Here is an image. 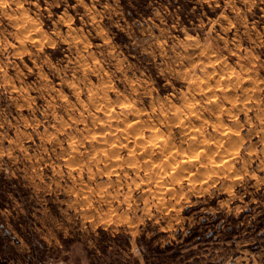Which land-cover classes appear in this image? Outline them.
<instances>
[{"label": "rangeland", "instance_id": "obj_1", "mask_svg": "<svg viewBox=\"0 0 264 264\" xmlns=\"http://www.w3.org/2000/svg\"><path fill=\"white\" fill-rule=\"evenodd\" d=\"M0 3V264H264V0Z\"/></svg>", "mask_w": 264, "mask_h": 264}, {"label": "bare ground", "instance_id": "obj_2", "mask_svg": "<svg viewBox=\"0 0 264 264\" xmlns=\"http://www.w3.org/2000/svg\"><path fill=\"white\" fill-rule=\"evenodd\" d=\"M0 4H1V3H0ZM25 13H26V12H25ZM23 14H24V13H23ZM22 17H23V16H22ZM29 17H30V16H29ZM23 19H24V18H23ZM24 20H25V19H24ZM16 21H17V20H16ZM33 21H34V20H33ZM21 23H22V22H21ZM23 23H24V22H23ZM23 23H22V24H23ZM36 23H37V22H36ZM23 25H24V24H23ZM31 25H32V23H31ZM35 25H36V24H35ZM32 26H33V25H32ZM28 28H29V27H28ZM35 28H36V27H35ZM31 29H32V28H31ZM27 30H28V29H27ZM33 30H35V29H33ZM41 31H42V30H41ZM41 31H40V32H41ZM44 31H45V30H44ZM44 31L42 32L43 34H44ZM18 33H19V32H18ZM18 33H17V34H18ZM24 33H25V32H24ZM28 33H29V32H28ZM30 34H31V33H30ZM43 34H42V35H43ZM23 35H24V34H23ZM42 35H41V36H42ZM21 36H22V35H21ZM41 36H40V37H41ZM48 36H49V35H48ZM48 38H49V37H48ZM28 39H29V38H28ZM33 39H34V38H33ZM75 39H77V38H75ZM71 40H72V39H71ZM190 40H191V39H190ZM21 42H22V41H21ZM23 42H24V41H23ZM38 44L40 45V43H38ZM34 45H36V44H34ZM15 46H16V45H15ZM24 47H25V46H24ZM36 47H37V46H36ZM23 51H24V50H23ZM23 51H22V52H23ZM17 53H18V52H17ZM66 56H68V55H66ZM214 59H216V58H214ZM68 61H69V60H68ZM205 62H206V61H205ZM222 63H223V61H222ZM204 65H205V64H204ZM222 65H223V64H222ZM239 65H240V64H239ZM228 67H229V66H228ZM230 67H231V66H230ZM202 68H204V67H202ZM219 70H220V69H219ZM228 70H229V68H228ZM201 71H202V70H201ZM239 71H240V70H239ZM214 72H215V71H214ZM228 72H229V71H228ZM212 74H213V73H212ZM237 74H238V73H237ZM210 75H211V74H210ZM215 76H216V75H215ZM192 78H193V77H192ZM192 78H191V79H192ZM226 78H227V77H226ZM184 79H185V78H184ZM228 79H229V78H228ZM228 79H225V80H228ZM255 79H256V78H255ZM235 81H236V80H235ZM258 81H259V80H258ZM218 82H219V81H218ZM251 82H252V81H251ZM233 83H234V82H233ZM235 83H236V82H235ZM103 84H104V82H103ZM216 85H217V84H216ZM210 86H211V85H210ZM220 86H221V84H220ZM189 87H190V86H189ZM189 87H188V88H189ZM205 87H206V86H205ZM214 87H216V86H214ZM224 87H225V86H224ZM227 87H229V86H227ZM254 88H255V87H254ZM254 88H253V89H254ZM17 89H18V88H17ZM189 89H190V88H189ZM205 89H206V88H204V92H205ZM245 89H246V88H245ZM243 90H244V89H243ZM113 91H114V89H113ZM231 91H232V90H231ZM190 92H191V91H190ZM218 92H219V91H218ZM199 93H200V91H199ZM236 93H237V92H236ZM223 94H224V93H223ZM227 94H228V92H227ZM190 96H191V95H190ZM230 96H231V95H230ZM234 96H235V94H234ZM237 96H238V95H237ZM126 97H127V96H126ZM230 98H231V97H230ZM247 98H248V97H247ZM93 99H94V98H93ZM127 99H128V98H127ZM188 99H189V98H188ZM91 100H92V99H91ZM244 100H245V98H244ZM95 101H96V100H95ZM190 101H191V100H190ZM190 101H189V102H190ZM238 101H239V100H238ZM240 101H241V100H240ZM127 102H128V101H127ZM185 102H188V101H185ZM242 102H243V101H242ZM93 103H94V102H93ZM191 103H192V101L190 102V104H191ZM91 104H92V103H91ZM190 104H189V105H190ZM206 104H207V103H206ZM106 105H107V104H106ZM121 105H122V106H121L122 111H123V110H126V108H127L126 104H121ZM192 105H193V104H192ZM221 105H222V104H221ZM223 105H224V104H223ZM226 105H227V104H226ZM94 106H95V105H94ZM97 106H98V105H97ZM97 106H95V107H97ZM104 106H105V105H104ZM128 106H129V105H128ZM134 106H135V105H134ZM134 106H133V107H134ZM170 106H171V105H170ZM231 106H232V105H231ZM231 106H230V107H231ZM100 107H101V106H100ZM109 107H110V106H108V108H109ZM172 107H173V106H172ZM222 107H223V106H222ZM98 108H99V107H98ZM185 108H187V107H185ZM217 108H218V107H217ZM109 109H110V108H109ZM161 111H162V110H161ZM169 111L171 112V110H169ZM191 111H192V110H191ZM214 111H215V110H214ZM107 112H109V111H107ZM148 112H149V111H148ZM162 112H163V111H162ZM105 113H106V112H105ZM186 113H187V112H186ZM191 113H192V112H191ZM207 113H208V112H207ZM135 114H136V113H135ZM143 114H144V113H143ZM153 114H154V112H153ZM187 114H188V113H187ZM125 115H127V114H125ZM131 115H132V114H131ZM147 115H148V114H147ZM193 115H194V114H193ZM134 116H135V115H134ZM146 117H147V116H146ZM149 117H150V116H149ZM159 117H160V116H159ZM162 117H163V116H162ZM177 117H178V116H177ZM215 117H216V116H215ZM132 118L134 119V117H132ZM136 118H137V116H136ZM165 118H166V117H165ZM165 118H164V119H165ZM130 119H131V118H130ZM130 119L128 118V121L133 120V119H131V120H130ZM140 119H141V118H140ZM169 119H170V118H169ZM135 120H136V119H134L133 121H135ZM62 121H63V120H62ZM101 121H102V120H101ZM138 121H140V120H138ZM142 121H143V120H142ZM153 121H154V120H153ZM171 121H172V120H171ZM102 122H103V121H102ZM131 122H132V121H131ZM168 122H169V121H168ZM139 123H140V122H139ZM139 123L137 122V126H138ZM106 124H107V123H106ZM135 124H136V123H135ZM167 124H168V123H167ZM116 125H118V124H116ZM185 125H186V124H185ZM220 125H221V124H220ZM134 126L136 127V125H134ZM156 126H157V125H156ZM187 126H188V125H187ZM223 126H225V125H223ZM135 127H133V128H135ZM149 127H150V126H149ZM165 127H166V126H165ZM215 127H216V126H215ZM89 128H90V127H89ZM104 128H105V127H104ZM104 128H103V129H104ZM131 128H132V127H131ZM138 128H139V127H138ZM188 128H191V127L189 126ZM213 128H214V127H213ZM220 128H221V126H220ZM235 128H236V127H235ZM135 129H137V128H135ZM189 130H190V129H189ZM223 130H224V129H223ZM107 131H108V130H107ZM126 131H127V130H126ZM131 131H132V130H131ZM131 131H130V132H131ZM133 131H134V130H133ZM186 131H187V130H186ZM226 131H227V130H226ZM226 131H224V132H226ZM128 132H129V131H128ZM128 132H127V134H128ZM141 132H142V131H141ZM82 133H83V132H82ZM123 133H124V132H123ZM136 133H137V132H136ZM139 133H140V132H139ZM186 133H187V132H186ZM221 133H223V132H221ZM238 133H239V132H238ZM101 134H102V133H101ZM101 134H100V136H101ZM188 134H189V133H188ZM91 135H92V134H91ZM134 135H136V134H134ZM150 136H151V135H150ZM155 136H157V135H155ZM118 137H119V136H118ZM131 137H132V136H131ZM136 137H137V136H136ZM185 137H186V136H185ZM76 138H77V137H76ZM122 138H124V137H122ZM162 138H163V137H162ZM95 139H96V138H95ZM138 139H139V138H138ZM209 139H210V138H209ZM231 139H233V138H231ZM231 139H229V140H231ZM113 140H114V139H113ZM127 140H128V139H127ZM129 140H130V139H129ZM131 140H132V139H131ZM149 140H151V139H149ZM165 140H166V139H165ZM234 140H235V139H234ZM140 141H141V139H140ZM210 141H212V140L210 139ZM222 141H223V140H222ZM237 141H238V140H237ZM237 141H236V142H237ZM114 142H115V141H114ZM114 142L112 141V143H114ZM116 142H117V141H116ZM205 142H206V141H205ZM231 142H232V140H231ZM234 142H235V141H234ZM236 142H235V143H236ZM122 143H123V142H122ZM126 143H127V142H126ZM138 143H139V141H138ZM140 143H141V142H140ZM217 143H218V142H217ZM232 143H233V142H232ZM232 143H231V144H232ZM194 144H195V143H194ZM210 144H211V143H210ZM225 144H226V143H225ZM179 145H180V144H179ZM216 145H217V144H216ZM221 145H222V144H221ZM223 145H224V144H223ZM226 145H227V144H226ZM70 146H71V145H70ZM139 146H140V145H139ZM164 146H165V145H164ZM174 146H175V145H174ZM182 146H183V145H182ZM106 147H107V146H106ZM117 147H118V146H117ZM133 147H134V146H133ZM133 147H132V149H133ZM161 147H162V144H161ZM161 147H160V148H161ZM216 147H218V145H217ZM115 148H116V147H114V150H115ZM135 148H136V147H135ZM140 148H141V147H140ZM158 148H159V147H158ZM164 148H165V147H164ZM168 148H169V147H168ZM180 148H181V147H180ZM184 148H185V147H184ZM197 148H198V147H197ZM172 149H173V148H172ZM175 149H176V148H175ZM181 149H182V148H181ZM195 149H196V148H195ZM135 150H136V149H135ZM190 150H191V149H190ZM203 150H204V149H203ZM218 150H219V149H218ZM230 150H231V149H230ZM94 152H95V151H94ZM103 152H104V151H103ZM110 152H111V151H110ZM71 153H72V152H71ZM111 153H113V152H111ZM111 153H109V154L111 155ZM129 153H130V152H129ZM131 153H132V152H131ZM163 153H164V151H163ZM174 153H175V152H174ZM183 153H184V152H183ZM223 153H224V152H223ZM233 153H234V151H233ZM105 154H107V152H106ZM116 154H117V153H116ZM116 154H115V155H116ZM150 154H151V153H150ZM165 154H166V153H165ZM165 154H164V155H165ZM170 154H172V153H170ZM178 154H179V153H178ZM219 154H220V153H219ZM234 154H235V153H234ZM112 155H113V154H112ZM130 155H131V154H130ZM159 155H160V154H159ZM174 155H175V154H174ZM174 155H173V156H174ZM202 155H203V154H202ZM222 155H223V154H222ZM231 155H232V154H231ZM108 156H109V155H108ZM108 156H106V157H108ZM118 156H119V155H118ZM162 156H163V155H162ZM166 156H167V155H166ZM229 156H230V155H229ZM88 157H89V156H88ZM113 157H114V156H113ZM113 157H112V158H113ZM183 157H185V156H183ZM224 157H225V156H224ZM237 157H238V156H237ZM73 158H74V157H73ZM129 158H130V157H129ZM132 158H133V157H132ZM151 158H152V157H151ZM151 158H149V159H151ZM164 158H165V157H164ZM167 158H168V157H167ZM169 158H170V157H169ZM174 158H175V157H174ZM194 158H196V157H193V155H192V157H190L189 159H190V160H193ZM220 158H221V157L219 156L218 160H212V161H211L213 167H220V166L222 165V162H223L224 160H222V159H220ZM222 158H223V157H222ZM124 159H125V158H124ZM152 159H153V158H152ZM225 159H226V158H225ZM76 160H77V159H76ZM141 160H142V159H141ZM144 160H145V159H144ZM154 160H155V159H154ZM183 160H184V158H183ZM194 160H195V159H194ZM104 161H105V160H104ZM125 161H126V160H125ZM130 161H131V160H130ZM145 161H146V160H145ZM148 161H149V160H148ZM151 161H152V160H151ZM157 161H158V160H157ZM157 161H156V162H157ZM167 161H168V160H167ZM228 161H229V160H228ZM134 162H135V160H134ZM174 162H175V161H174ZM229 162H230V161H229ZM68 163H69V162H68ZM157 163H158V162H157ZM157 163H156V164H157ZM226 163H227V162H226ZM146 164H147V163H146ZM165 164H168V165H169V163H165ZM170 164H171V163H170ZM172 164H174V163L172 162ZM202 164H203V163H201V165H202ZM75 165H76V164H75ZM75 165H74V166H75ZM123 165H124V164H123ZM135 165H136V164H135ZM160 165H161V163H160ZM189 165H190V164H189ZM76 166H77V165H76ZM154 166H155V165H154ZM173 166H174V165H173ZM183 166H184V165H183ZM195 166H196V165H195ZM70 167H71V166H70ZM104 167H105V166H104ZM131 167H132V165H131ZM137 167H138V166H137ZM192 167H193V166H192ZM226 167H227V166H226ZM143 168H144V167H143ZM146 168H148V166H147ZM146 168H145V169H146ZM197 168H198V167H197ZM227 168H228V167H227ZM227 168H226V169H227ZM99 169H100V167H99ZM136 169H137V168H136ZM166 169H167V168H166ZM180 169H181V168H180ZM183 169H184V168H183ZM185 169H186V168H185ZM194 169H195V168H194ZM229 169H230V168H229ZM137 170H140V169H137ZM143 170H144V169H143ZM156 170H157V169H156ZM158 170H159V168H158ZM176 170H177V169H176ZM187 170H188V169H187ZM192 170H193V169H192ZM215 170H216V169H215ZM101 171L104 172V170H101ZM153 171H154V170H153ZM162 171H163V170H162ZM177 171H178V170H177ZM190 171H191V170H190ZM230 171H231V170H230ZM99 172H100V171H99ZM125 173H126V172H125ZM145 173H146V172H145ZM158 173H159V171H158ZM162 173H163V172H162ZM184 173H185V171H184ZM228 173H229V172H228ZM234 173H235V172H234ZM107 174H109V173H107ZM112 174H113V173H112ZM114 174H115V172H114ZM117 174H118V173H117ZM148 174H149V173H148ZM172 174H174V173H172ZM187 174H188V171H187ZM193 174H194V173H193ZM206 174H207V173H206ZM206 174H205V175H206ZM208 174H209V173H208ZM239 174H240V173H239ZM239 174H238V175H239ZM177 175H178V174H177ZM179 175H181V174H179ZM189 175H190V174H189ZM108 176H109V175H108ZM164 176H165V175H164ZM183 176H184V175H183ZM181 177H182V176H180V178H181ZM185 177H186V176H185ZM188 177H189V176H188ZM219 177H220V176H219ZM237 177H238V176H237ZM241 177H242V176H241ZM160 178H161V177H159V179H160ZM171 178H172V177H171ZM176 178H177V177H176ZM186 178H187V177H186ZM188 179H189V178H188ZM205 179H206V178H205ZM240 179H241V178H240ZM161 180H162V179H161ZM201 180H202V179H201ZM217 180H218V179H217ZM154 181H155V180H154ZM157 181H158V180H157ZM174 181H175V180H174ZM188 181H189V180H188ZM202 181H203V180H202ZM202 181H201V182H202ZM195 182H196V181H195ZM203 182H204V181H203ZM232 182H233V181H232ZM145 183H146V182H145ZM150 183H151V182H150ZM155 183H156V182H155ZM166 183H167V182H166ZM197 183H198V182H197ZM197 183H196V184H197ZM205 183H206V182H205ZM131 184H132V183H131ZM151 184H152V183H151ZM156 184H157V183H156ZM164 184H165V183H164ZM164 184H163V185H164ZM173 184H174V183H173ZM196 184H195V185H196ZM86 185H87V184H86ZM205 185H206V184H205ZM127 186H128V185H127ZM129 186H130V185H129ZM149 186H150V185H149ZM166 186H169V185H166ZM198 186H199V185H198ZM202 186H203V185H202ZM227 186H228V184H227ZM147 187H148V186H147ZM169 187H170V186H169ZM167 188H168V187H167ZM159 189H160V188H159ZM171 189H172V188H171ZM95 191H96V190H95ZM164 191H165V190H164ZM164 191H162V192H164ZM91 192H92V191H91ZM229 192H230V191H229ZM229 192H228V193H229ZM171 193H172V192H171ZM99 194H100V193H99ZM102 197H103V196H102Z\"/></svg>", "mask_w": 264, "mask_h": 264}]
</instances>
